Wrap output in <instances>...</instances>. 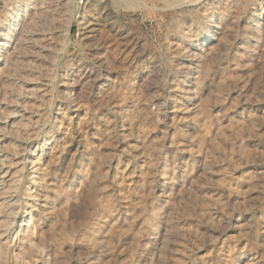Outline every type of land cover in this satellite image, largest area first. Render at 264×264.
Instances as JSON below:
<instances>
[{"label":"rangeland","instance_id":"1","mask_svg":"<svg viewBox=\"0 0 264 264\" xmlns=\"http://www.w3.org/2000/svg\"><path fill=\"white\" fill-rule=\"evenodd\" d=\"M0 264H264V0H0Z\"/></svg>","mask_w":264,"mask_h":264}]
</instances>
